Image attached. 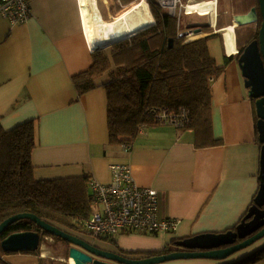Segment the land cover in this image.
<instances>
[{
	"label": "crops",
	"instance_id": "obj_1",
	"mask_svg": "<svg viewBox=\"0 0 264 264\" xmlns=\"http://www.w3.org/2000/svg\"><path fill=\"white\" fill-rule=\"evenodd\" d=\"M139 1L32 0V17L18 25L0 15V129L8 131L36 121L37 145L32 159L39 181L88 177L109 184L112 165L130 167L138 186L159 193L160 218L179 223L173 233L120 235L118 246L125 252H160L171 247L174 240L221 234L237 227L259 191L261 146L254 106L237 58L236 30L242 27L235 24L234 17L246 13L235 14L231 7L221 16L215 0L194 1L215 2V11L211 15L197 14L208 21L189 29H202L189 41L215 34L209 50L224 71L211 83V121L213 137L221 144L197 148L192 130L167 124L143 129L130 144L129 152L123 144L110 143L108 96L103 86L106 79L83 96L73 82L76 75L91 69L96 52L85 30V11L93 17L96 8L103 21L112 22ZM156 1L172 17L177 12L193 15L184 12L191 0L185 5L181 0L174 11L164 4L166 0ZM231 26L234 33L226 31ZM212 40L215 43L211 44ZM219 44L221 54L216 52ZM231 56L234 58L227 62ZM95 245L118 251L102 241ZM45 256L13 253L0 258L7 264H46ZM176 264L222 263L200 259Z\"/></svg>",
	"mask_w": 264,
	"mask_h": 264
},
{
	"label": "trees",
	"instance_id": "obj_2",
	"mask_svg": "<svg viewBox=\"0 0 264 264\" xmlns=\"http://www.w3.org/2000/svg\"><path fill=\"white\" fill-rule=\"evenodd\" d=\"M148 2L155 24L109 50L94 52L91 69L73 78L79 96L97 89L99 81L106 78L103 86L108 96L111 144L130 145L143 129L158 125L154 111L176 113L185 109L189 123L183 130L195 133L196 147L220 145L221 141L213 137L211 121V83L224 71L209 50V41L215 34L193 41L180 37L176 19L168 15L156 0ZM232 8L239 9L240 1L235 0ZM241 11L237 13L248 12L246 8ZM221 22L219 19L220 28ZM262 23L259 11V29ZM236 32L239 59L245 48L259 39L260 30L254 32L240 28ZM170 39H174L172 48H169ZM233 58L227 57V62ZM251 101L255 106V101ZM36 133L34 120L8 131L0 129V225L10 217L29 213L67 233L89 236L86 222L94 212L90 178L36 180L32 159L37 145ZM256 133L258 136L257 129ZM27 231L41 233L42 240L53 237L30 220L18 221L0 237V255L13 254L2 250V240ZM117 238L103 239L102 242L115 246L118 250L115 252L128 257H155L177 250L173 248L177 242L174 240L171 247L160 252H125L118 246ZM261 261H264V248L229 264H257ZM0 264L7 263L0 258Z\"/></svg>",
	"mask_w": 264,
	"mask_h": 264
},
{
	"label": "water",
	"instance_id": "obj_3",
	"mask_svg": "<svg viewBox=\"0 0 264 264\" xmlns=\"http://www.w3.org/2000/svg\"><path fill=\"white\" fill-rule=\"evenodd\" d=\"M258 3V8L254 5L248 13L234 17L235 24L238 27L258 23L259 11L263 19L259 39L250 43L238 60L239 68L245 79L244 83L245 88L248 90V96L255 101L258 119L256 129L261 146L259 191L254 199L253 206L249 209L248 215L239 226L221 234H203L179 240L175 244L177 250L174 252L146 258L128 257L119 252L100 249L88 241L67 233L29 213L18 214L5 220L0 225V237L14 223L21 220H30L41 231L73 245L69 250V258L74 259L75 264H162L177 260L197 259L223 261L264 238V0H258ZM191 32L200 34L202 29L190 30L189 33H183L181 37H186ZM123 40L113 42L110 46ZM173 43L174 39H170L169 48L173 47ZM104 49L99 48L95 51ZM41 243V233L27 231L8 236L2 240L1 246L5 253H34L40 249Z\"/></svg>",
	"mask_w": 264,
	"mask_h": 264
},
{
	"label": "built area",
	"instance_id": "obj_4",
	"mask_svg": "<svg viewBox=\"0 0 264 264\" xmlns=\"http://www.w3.org/2000/svg\"><path fill=\"white\" fill-rule=\"evenodd\" d=\"M31 3L32 0H0V15L12 25L24 24L32 17ZM180 3L181 0H172L167 6L176 10ZM186 11L187 14L193 13L188 7H184V12ZM154 112L158 124L184 129L189 123L188 112L185 109L176 113H169L167 110ZM124 148L126 152L131 150L129 144H125ZM111 173L112 180L109 184H102L93 179L89 183L94 204V212L86 222L90 237L104 241L103 239H112L120 235L158 236L177 230L179 223L177 220L160 218L159 193L138 186L130 167L113 165Z\"/></svg>",
	"mask_w": 264,
	"mask_h": 264
},
{
	"label": "bare ground",
	"instance_id": "obj_5",
	"mask_svg": "<svg viewBox=\"0 0 264 264\" xmlns=\"http://www.w3.org/2000/svg\"><path fill=\"white\" fill-rule=\"evenodd\" d=\"M165 5H170L164 1ZM173 7L174 5L171 4ZM215 2L208 3H190L188 4V10L199 15H211V11H215ZM174 11V9H172ZM96 14L91 17L87 11H85V30L88 36L89 44L92 50L99 48H106L113 42L120 41L132 36L137 33L148 29L155 24L154 19L149 11V5L146 0L139 1L133 8L128 10L126 13L116 18L112 22H106L102 20L100 14H98L95 8ZM196 11V12H194ZM215 17V14H214ZM226 31L234 33L235 27L231 26ZM228 37H232L228 35ZM232 49V46L230 47ZM70 264H75L74 259H70Z\"/></svg>",
	"mask_w": 264,
	"mask_h": 264
},
{
	"label": "rangeland",
	"instance_id": "obj_6",
	"mask_svg": "<svg viewBox=\"0 0 264 264\" xmlns=\"http://www.w3.org/2000/svg\"><path fill=\"white\" fill-rule=\"evenodd\" d=\"M194 1L195 0L189 1V4L190 3H194ZM215 1L217 2V4L219 3V6H220L219 10H220L221 16L225 13V10L231 9L232 5H234V2H235V0H215ZM239 1H240V8L239 9H234V10L232 8L233 13H235V14L237 12H242L241 10H243L244 8H246V10L249 12V10L251 9L252 6L255 5L257 8L259 6L258 0H239ZM186 2H187V0H182L183 5H185ZM165 12H167V11L165 10ZM175 16L176 17H174V18L177 21V25H178V22H179V19H180V26L177 29V32L179 34H181L180 33L181 31H182V33H189V31H190L189 29L194 27L196 25V23L199 22L200 24L204 25L208 21V18H200V16L197 15V14H193L191 16H186V14H181L180 15L179 12H177V15H175ZM221 16L219 15L217 19H219V17H221ZM200 27H202V26H200ZM242 28L251 29L254 32H258V30H260L258 23L250 25V26H245V27H242ZM193 29H195V28H193ZM192 35L194 36L193 32H191L190 35H188V36H186L184 38H186L187 40H191L192 37H193ZM129 38H131V37H129ZM213 43H215V40L211 41V44H213ZM111 47H113V46H108L104 50L105 51L109 50V49H111ZM216 52H218L219 54H221V52H223V48H222V46L220 44L218 46V50L216 49ZM254 109H255V114H256L255 106H254ZM256 118H257V115H256ZM258 138H259V136H258ZM117 237H119V236H117ZM79 238H82V239L88 241L89 243H91L94 246H96L95 243L99 244V241H100V240L95 239V238L90 237V236H82V237H79ZM72 246L73 245H71V244H69L67 242L59 241V240H57V239H55L53 237H47L45 240H42L41 247L36 252V255L45 254L46 255L45 257H47L46 261H48L46 264H70V261H69L70 260V258H69V250H70V248ZM262 248H264V238L258 240L253 245H251V246H249V247H247L245 249H242L239 252L231 255L230 257H228L227 259H225L223 261H219V260H210V261H215V262H219V263H222V264H224V263H234V262H237V261H239L241 259H244V258L250 256L251 254H253L254 252H256V251H258V250H260ZM197 260H200V259H197ZM204 260H207V259H204ZM183 261H189V260H177V261L166 262V263H162V264H176V263H183Z\"/></svg>",
	"mask_w": 264,
	"mask_h": 264
},
{
	"label": "flooded vegetation",
	"instance_id": "obj_7",
	"mask_svg": "<svg viewBox=\"0 0 264 264\" xmlns=\"http://www.w3.org/2000/svg\"><path fill=\"white\" fill-rule=\"evenodd\" d=\"M101 249V248H100Z\"/></svg>",
	"mask_w": 264,
	"mask_h": 264
}]
</instances>
